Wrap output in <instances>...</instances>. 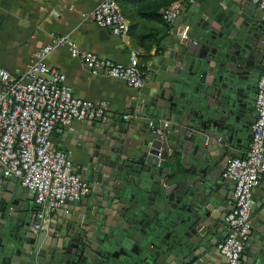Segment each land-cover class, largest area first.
Returning <instances> with one entry per match:
<instances>
[{
	"label": "crops",
	"instance_id": "crops-1",
	"mask_svg": "<svg viewBox=\"0 0 264 264\" xmlns=\"http://www.w3.org/2000/svg\"><path fill=\"white\" fill-rule=\"evenodd\" d=\"M101 1L0 0V68H7L21 76L37 50L54 35H67L82 49L94 51L117 62L127 63L131 53H137L139 68L145 79L143 88L136 90L124 79L94 75L80 57L72 55L68 45H59L48 55L47 61L67 74L75 94L94 101H109L116 116L97 123L75 121L70 126L58 127L53 132L54 147L68 153L74 162V171L81 174L90 191L80 200L67 201L48 211L43 226L58 231V236L67 237L66 232L71 226L75 229L86 228L85 232L96 227L94 219L89 221L92 214L97 217L96 220H102V232L114 231L111 234H121L127 220L120 210L130 206L131 197L138 195L134 190L136 186L124 184L120 195H117L116 190H109L110 193L105 194L104 184L96 175L87 173V165L90 159L98 158L102 154L104 164L100 167L112 169L111 163L116 156H120L122 145L134 140L138 131L126 127L130 118L124 119L123 114L135 117L140 111L139 103L167 89L173 79L179 77L184 64L202 54L204 41L212 35L217 38L230 37L221 58L225 64L221 70L236 73L243 78L241 96L247 102L248 123L245 124L244 132L239 134L241 141L231 147L220 139H213V147L208 150L215 165L219 166L217 194L223 200L230 198L227 203L233 208L235 182L225 177L224 171L230 160L237 157L233 153L245 155L251 140L252 125L256 119L257 83L264 57V10L245 0H201L187 5L176 23L170 25V31L163 37L160 45L154 46L148 52L149 42H141L140 34L147 31L163 32V26L156 20L138 17L135 14L138 3L130 0L125 2V8L130 15L133 29L127 35H115L110 29L97 26L91 19L93 9ZM53 10H57L59 15L54 14ZM185 27H189L188 39L177 35ZM232 31H236V34L231 35ZM243 50L246 54L240 56L238 52ZM219 76L216 70L208 75L210 79ZM242 120L245 121L243 117ZM164 121L161 120L162 123ZM114 122L124 129L123 137L117 134L120 131L115 130L111 134L112 131L103 127L104 124ZM104 144L107 146L103 150ZM182 156L183 153L180 157ZM180 157L178 160H166L167 162L162 160V163L174 168L177 163L181 165ZM141 159L147 161L142 157L135 158L136 161ZM120 165L119 161H115V166ZM110 184L113 185L112 182ZM128 191L129 194H125ZM4 203H9L11 214L24 216L25 225H31L30 229L34 230V224L29 220H34L35 214L41 208L36 202L35 194L17 180L6 177L0 169V206ZM252 212V236L243 253L241 264H264V247L258 255L264 243V180L254 190ZM3 214L0 211V215ZM203 226L201 224L200 228ZM211 228L212 237L202 246L206 254L216 246L218 239L221 241L225 237L226 219ZM218 263L224 264V261L219 260Z\"/></svg>",
	"mask_w": 264,
	"mask_h": 264
},
{
	"label": "water",
	"instance_id": "water-1",
	"mask_svg": "<svg viewBox=\"0 0 264 264\" xmlns=\"http://www.w3.org/2000/svg\"><path fill=\"white\" fill-rule=\"evenodd\" d=\"M232 32L231 35L236 34ZM229 41L230 37L209 36L202 54L187 61L167 89L139 103V113L130 117L126 125L137 129V134L134 140L122 145L111 170L100 167L104 164L102 154L90 159L87 173L99 178L105 194L116 190L120 195L124 184L136 186L138 195L131 197L130 206L120 210L127 220L121 234L102 232V220H96L92 214L89 221L94 219L96 227L86 232V228L74 226L66 232L67 237L58 236V231L46 226L32 231L25 225L24 216L11 214L9 203H4L0 206L4 213L0 215V264H219V260L225 261L218 249L220 239L208 254L202 246L212 237L211 227L226 219L232 210L227 203L230 198L223 200L217 194L219 166L208 150L213 147V139L234 147L241 141L239 134L248 123L247 102L241 96L243 78L221 70L225 65L221 58ZM238 54L243 56L246 51ZM213 70L220 76L210 79L208 75ZM103 127L112 131L111 134L120 131L119 137L125 132L117 122ZM138 157L147 161H136ZM179 157L181 165L177 163L174 168L162 163ZM115 161L121 165L115 166ZM262 245L258 255L263 251Z\"/></svg>",
	"mask_w": 264,
	"mask_h": 264
},
{
	"label": "built area",
	"instance_id": "built-area-1",
	"mask_svg": "<svg viewBox=\"0 0 264 264\" xmlns=\"http://www.w3.org/2000/svg\"><path fill=\"white\" fill-rule=\"evenodd\" d=\"M201 0H176L161 8L166 23L173 25L184 7ZM264 10V0H245ZM53 13L59 15L57 10ZM91 19L115 35H127L131 22L118 0H102L92 11ZM177 35L189 38V27ZM59 45H68L72 55L80 57L94 75L124 79L136 90L145 79L139 68V56L133 52L127 63L117 62L82 49L67 35H54L37 50L21 76L0 68V169L35 194L40 205L35 214L34 230L43 227L46 213L67 201L85 197L90 189L74 162L62 149L55 148L52 135L58 127L75 121L98 122L116 116L109 101H94L75 94L67 74L52 66L48 55ZM256 119L245 155L233 157L224 176L235 182L233 208L226 217V235L218 243L224 264H241L253 230L252 199L254 190L264 180V57L257 83ZM129 119L130 114H123Z\"/></svg>",
	"mask_w": 264,
	"mask_h": 264
},
{
	"label": "trees",
	"instance_id": "trees-1",
	"mask_svg": "<svg viewBox=\"0 0 264 264\" xmlns=\"http://www.w3.org/2000/svg\"><path fill=\"white\" fill-rule=\"evenodd\" d=\"M118 1L120 5L122 6L124 13L129 18L130 15L128 14L125 8L126 6L125 2L130 1V0H118ZM174 1L176 0H136V3L138 4L135 10V14L138 17L140 18L143 17V18L150 19V20H156L163 26V29H162L163 32L156 33L155 31H147V32H143L140 34L139 39L141 42H144V43L149 42L147 46L148 52L151 51V49L154 46H159L163 37L166 34H168V32L170 31V24L164 21L160 13V10L162 7L169 5ZM132 29H133V26H131L130 31H132ZM147 57L149 58L150 56L148 55Z\"/></svg>",
	"mask_w": 264,
	"mask_h": 264
},
{
	"label": "flooded vegetation",
	"instance_id": "flooded-vegetation-1",
	"mask_svg": "<svg viewBox=\"0 0 264 264\" xmlns=\"http://www.w3.org/2000/svg\"><path fill=\"white\" fill-rule=\"evenodd\" d=\"M35 220V219H34ZM32 222H33V220H32ZM30 227H31V225H30ZM33 231V230H32Z\"/></svg>",
	"mask_w": 264,
	"mask_h": 264
}]
</instances>
